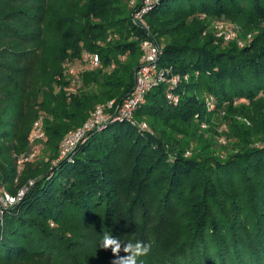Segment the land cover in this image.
I'll use <instances>...</instances> for the list:
<instances>
[{"label":"trees","instance_id":"trees-1","mask_svg":"<svg viewBox=\"0 0 264 264\" xmlns=\"http://www.w3.org/2000/svg\"><path fill=\"white\" fill-rule=\"evenodd\" d=\"M129 2L0 0V190L27 189L5 211L0 264H113L104 229L151 243L143 264H264V0H161L143 24ZM217 22L254 36L225 42ZM148 36L190 75L179 103L154 88L137 124L108 122L61 157L98 106L133 93ZM40 121L48 160L20 163Z\"/></svg>","mask_w":264,"mask_h":264},{"label":"built area","instance_id":"built-area-1","mask_svg":"<svg viewBox=\"0 0 264 264\" xmlns=\"http://www.w3.org/2000/svg\"><path fill=\"white\" fill-rule=\"evenodd\" d=\"M161 0H130L129 6L134 9V20L143 24L144 17L158 4ZM226 22H217L214 27L216 36L223 39L225 42L238 40V32L234 26L225 25ZM112 37L109 38V40ZM240 45H244L240 41ZM141 59L140 65L135 76V86L133 93L124 99L120 104L115 101L100 105L92 114L91 118L78 130L67 135L61 143V157L67 156L79 144V142L87 136L88 133L101 129L108 122L126 121L137 124L135 120V112L142 104L147 93L161 85L168 86L167 99L172 104L179 103V97L174 90L183 82L190 80V75L177 74L173 68L162 67L160 59L163 55V45L154 37L148 36L141 41L140 44ZM85 69L96 70L100 66V59L97 54L85 53L83 57ZM71 75L76 73L75 68L69 70ZM206 104L209 110L214 106L213 98H206ZM138 126L149 131V126L141 122ZM46 134L42 121L35 123L30 142L37 149V143L44 141ZM36 151L28 156L23 157L20 163L27 160L33 161L36 158ZM33 185V182L30 183ZM27 189L20 190L17 195L10 194L7 190H0V230L4 225L5 211L14 207L20 202L26 194Z\"/></svg>","mask_w":264,"mask_h":264},{"label":"clouds","instance_id":"clouds-1","mask_svg":"<svg viewBox=\"0 0 264 264\" xmlns=\"http://www.w3.org/2000/svg\"><path fill=\"white\" fill-rule=\"evenodd\" d=\"M99 247L104 250H111L115 257L113 264H143L141 258L147 256L151 251V243H145L141 240L125 243L114 236L109 229L103 230ZM121 251L125 253L124 256L119 255Z\"/></svg>","mask_w":264,"mask_h":264},{"label":"rangeland","instance_id":"rangeland-1","mask_svg":"<svg viewBox=\"0 0 264 264\" xmlns=\"http://www.w3.org/2000/svg\"><path fill=\"white\" fill-rule=\"evenodd\" d=\"M227 24H225V25H228V26H234L235 28H236V30H237V32H238V37L241 39V41H242V43H244V44H246L247 43V41L248 40H251L252 39V36H254L252 33H250V34H248L247 36H242L241 37V31H240V27L238 26V25H236V24H234V23H231V22H226ZM213 29L215 30V27H213ZM72 64H74V63H72ZM76 66V65H75ZM76 68V67H75ZM144 123H146L147 125L148 124H150L149 123V121L147 120L146 122H144ZM149 126V125H148ZM203 128H206L207 127V124L206 125H203L202 126ZM214 127V126H213ZM214 129H215V131L216 132H218V133H221L222 131H226V132H228V129H227V127H226V125H225V122H223V124L221 125V127L219 128V129H216L215 127H214ZM221 137H225L224 135H222ZM47 136H46V139L44 140V141H40V142H38L37 144V149H35V151H36V158H35V160L37 159H40V160H42V159H45V161H47L48 159H47V157H46V154H45V143H46V141H47Z\"/></svg>","mask_w":264,"mask_h":264}]
</instances>
